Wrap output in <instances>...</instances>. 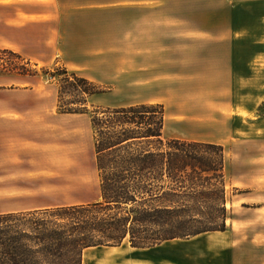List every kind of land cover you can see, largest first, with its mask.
I'll list each match as a JSON object with an SVG mask.
<instances>
[{"label":"rangeland","instance_id":"rangeland-1","mask_svg":"<svg viewBox=\"0 0 264 264\" xmlns=\"http://www.w3.org/2000/svg\"><path fill=\"white\" fill-rule=\"evenodd\" d=\"M236 2L180 0L179 5L149 7V12L153 10L163 19L164 33H196L189 41L181 39V49L190 46L196 51L181 52L180 62L185 68L190 63L191 68H198L204 56H220L214 49L208 55L201 53L203 45H219L217 39L231 31L237 33V27L251 33L257 26L246 21ZM155 18L149 13V30L155 26ZM261 25L263 29L256 31H264V23ZM259 35L261 38L253 40L264 45V33ZM115 40V53L80 63L101 91L89 99L88 111L83 114L60 108L61 81L52 75L58 67L67 68L64 64L32 61L18 53L21 58L7 53L9 50L0 51V209L23 197L31 203L34 192L36 206L99 200L92 114L105 108L162 104L166 138L207 140L224 147L230 215L227 231L175 240L152 250L133 249L128 243L117 249H90L85 253V264H264L263 85H249L260 95L254 99L235 96L234 106L239 109L227 113L229 103L211 93L209 84L202 80L185 77L171 92L166 82L161 90L149 78L139 77L135 73L140 67L153 71L162 65L166 71L171 57L165 53L163 62L156 63L155 55L148 54V61L130 62L132 55L122 52V38ZM130 63L138 70L133 74L128 71L125 77V66ZM69 71L83 77L80 72ZM34 72L37 75L33 76Z\"/></svg>","mask_w":264,"mask_h":264},{"label":"trees","instance_id":"trees-1","mask_svg":"<svg viewBox=\"0 0 264 264\" xmlns=\"http://www.w3.org/2000/svg\"><path fill=\"white\" fill-rule=\"evenodd\" d=\"M56 71L60 108L87 113L89 99L101 91L67 68ZM91 124L101 198L0 214V264H84L92 248L128 243L145 250L227 231L222 145L166 138L162 104L101 109Z\"/></svg>","mask_w":264,"mask_h":264},{"label":"crops","instance_id":"crops-1","mask_svg":"<svg viewBox=\"0 0 264 264\" xmlns=\"http://www.w3.org/2000/svg\"><path fill=\"white\" fill-rule=\"evenodd\" d=\"M174 2L180 4V0H0V51L9 50L37 62L58 61L90 80L95 78L89 76L80 63L99 59L101 54L115 53L118 45L115 39L122 38V52L132 55L130 62L148 61V54L155 55L156 63L163 62L165 53L171 57L166 71L162 65H157L153 71L140 67L136 75L149 78L161 90L166 82L171 86V92L177 90L180 80L185 77L202 80L209 84L211 93L219 94L222 101L229 103L225 107L227 113L234 114L239 109L234 106L235 96L254 99L260 91L248 86L261 84L264 87V45L253 40L261 38L259 34L264 33L263 30L256 31L263 29L264 0H237L235 5L242 7L241 14L246 21L260 26L252 27L251 33L244 27H237V33L231 31L218 38L219 45H203L201 53L208 55L214 49L220 56H204L198 68H191V63L185 68L180 62L181 52L191 54L196 51L190 46L181 49V39L189 41L196 33H164L163 19L158 18L153 10L149 12V7L154 9ZM149 13L156 17L151 30ZM136 68L131 63L127 64L125 77L128 71L133 74V70H138ZM31 198V203L26 197L15 200L14 204L1 208L0 214L28 213L62 206H36L35 192ZM164 244L152 249L161 248Z\"/></svg>","mask_w":264,"mask_h":264},{"label":"bare ground","instance_id":"bare-ground-1","mask_svg":"<svg viewBox=\"0 0 264 264\" xmlns=\"http://www.w3.org/2000/svg\"><path fill=\"white\" fill-rule=\"evenodd\" d=\"M107 248V247H106ZM92 249H97V248H92ZM111 249H117V248H111Z\"/></svg>","mask_w":264,"mask_h":264}]
</instances>
